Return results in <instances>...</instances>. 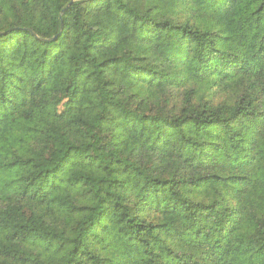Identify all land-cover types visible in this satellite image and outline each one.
<instances>
[{
	"label": "trees",
	"instance_id": "trees-1",
	"mask_svg": "<svg viewBox=\"0 0 264 264\" xmlns=\"http://www.w3.org/2000/svg\"><path fill=\"white\" fill-rule=\"evenodd\" d=\"M0 264H264V0H0Z\"/></svg>",
	"mask_w": 264,
	"mask_h": 264
},
{
	"label": "water",
	"instance_id": "water-1",
	"mask_svg": "<svg viewBox=\"0 0 264 264\" xmlns=\"http://www.w3.org/2000/svg\"><path fill=\"white\" fill-rule=\"evenodd\" d=\"M89 1H90V0H89ZM72 3H73V2H71L70 5H69L65 10L62 11V13H61V17L64 15L65 11H66V10L72 5ZM54 39H56V37L53 38V39H51V40H54Z\"/></svg>",
	"mask_w": 264,
	"mask_h": 264
}]
</instances>
